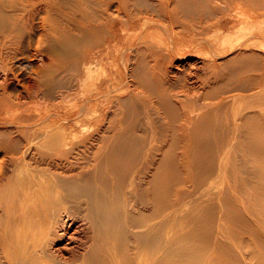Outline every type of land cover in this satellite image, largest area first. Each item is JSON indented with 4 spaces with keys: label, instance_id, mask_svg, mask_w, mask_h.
Wrapping results in <instances>:
<instances>
[{
    "label": "bare ground",
    "instance_id": "bare-ground-1",
    "mask_svg": "<svg viewBox=\"0 0 264 264\" xmlns=\"http://www.w3.org/2000/svg\"><path fill=\"white\" fill-rule=\"evenodd\" d=\"M230 12L264 0H0V264H264V54L201 38Z\"/></svg>",
    "mask_w": 264,
    "mask_h": 264
},
{
    "label": "rangeland",
    "instance_id": "rangeland-1",
    "mask_svg": "<svg viewBox=\"0 0 264 264\" xmlns=\"http://www.w3.org/2000/svg\"><path fill=\"white\" fill-rule=\"evenodd\" d=\"M248 15H249L248 12H242V15L240 16V20H239V19L236 18L234 13L230 12L229 15L223 16L224 18H222V20L227 25L225 27H223V29L220 32H214L215 31V29H214V30L209 31L208 34H205L204 36H201V38H204V37H207V36L211 38V37H215V35H217L219 33H222V36H225V34L229 36L231 34L230 37H228L226 39V44H225V47H224L226 50L230 49L231 47H233V50L230 53L225 54L224 56L222 55L219 58L212 59L211 55L208 52H206V51L198 52L200 55L198 53H196V54L194 53L193 54V52H192L191 55L188 56V57H185V56H179L180 58L179 57H175L174 60L172 61V66L173 67H175V66L177 67V66L185 64V63H195L196 65L199 66L203 61L207 62L208 60H211V59L213 61H215L216 64L217 63H221L222 64L225 61H227L230 57L235 56L237 54H244V53L247 54V53H254V52L257 53V54L258 53L264 54V53H262V52H264V50H262L263 48H261V45L259 47L245 48V45H244L245 42H247V41H251L252 42L253 39H254L253 38L254 35L258 36V34L261 35L262 33H264V30H263L264 29V16L259 17L258 19H255V20L252 21L250 18H248ZM161 25L164 26L165 24L162 23ZM253 28L257 29V31L256 30H252ZM176 29L177 28H175L174 31L176 33H178L179 30L178 29L176 30ZM151 31H153V33L150 35V37L148 39V40L152 41V43L150 45H152L153 48L156 49V50L157 49L161 50V48H162V51H165V50L171 51L170 50V46H172V45H170L171 43H170V40H168V36L166 38L167 34H164L163 32L157 30L156 28L151 30ZM233 31L236 32L237 34H234ZM247 31L249 33H251V34H249ZM131 33H133V34H131ZM130 34L134 35V31L129 32L128 35L130 36ZM168 34L172 35V32L171 33L168 32ZM155 35H156V37H155ZM211 35H213V36H211ZM173 36H174V34H173ZM159 37H160V39H159ZM157 41H158V44H159V48L157 46ZM254 41L258 42V43H262V42H260L261 40L258 41L257 39H255ZM234 42H235V45H234ZM124 48H126V45H121V46L117 47V49H115L113 51V55H114V59H115L114 63H113V67H114V71L113 72H114V74L116 76L118 75L117 74V70L115 69V67H117L118 71L120 72V75L121 76L122 75L125 76V77L122 76L121 77L122 79L126 78V72H124L123 67H122V63L120 61L121 60V52L124 50ZM171 48L173 49V46ZM185 48L182 47L181 49L184 50ZM118 53H120V54H118ZM126 57H125L126 68H127V70H130L133 67V65L136 64V62L132 60L131 53H128L126 55ZM36 59L37 58H34V60H33L34 63H38L39 64L38 59L37 60ZM117 63H119V64H117ZM97 70L99 72L97 71L98 73H96L95 78L97 79V81L103 80L104 76H105V74L103 72L104 66H100V67L98 66ZM24 72L25 71H22L20 73L21 74L20 78L24 77ZM197 74H201V72L197 71ZM120 75H118V77ZM118 87L119 88H117V89H112V91H113L112 94H114V96H116V99H118L119 101H123V100H125L127 98V94L122 93L123 89L121 88L122 87L121 85H118ZM68 99H67L68 102L66 100H65V102H63V105L66 107V109L69 108V105H70L69 103H73L72 100H68ZM240 108H241V106H240ZM213 183H214V185L217 184V186L218 185L222 186V181L220 179H218V178L214 179ZM221 186H219V187H221Z\"/></svg>",
    "mask_w": 264,
    "mask_h": 264
}]
</instances>
